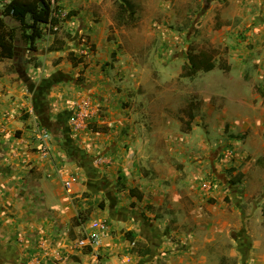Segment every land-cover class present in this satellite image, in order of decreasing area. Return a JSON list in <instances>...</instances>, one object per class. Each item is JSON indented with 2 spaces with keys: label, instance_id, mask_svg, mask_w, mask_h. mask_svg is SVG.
I'll return each mask as SVG.
<instances>
[{
  "label": "crops",
  "instance_id": "0c3cea01",
  "mask_svg": "<svg viewBox=\"0 0 264 264\" xmlns=\"http://www.w3.org/2000/svg\"><path fill=\"white\" fill-rule=\"evenodd\" d=\"M209 6L224 8L207 52L216 67L198 72L213 80L175 148L169 115L135 112L103 71L104 24L76 16L45 30L36 52L16 41L0 60V264H264V0ZM90 29L85 58L73 43ZM84 101L95 114L76 129ZM210 124L214 141L198 132ZM94 221L101 246L77 248Z\"/></svg>",
  "mask_w": 264,
  "mask_h": 264
},
{
  "label": "rangeland",
  "instance_id": "374dc122",
  "mask_svg": "<svg viewBox=\"0 0 264 264\" xmlns=\"http://www.w3.org/2000/svg\"><path fill=\"white\" fill-rule=\"evenodd\" d=\"M132 1L137 7V21L130 26L117 23L114 0H59L61 12L58 14L64 18L70 10H76L83 20L106 26L104 40L111 48L100 62L103 71L121 89L129 90L136 100L135 112L146 109L154 115H169L168 142L170 149L175 148V133L188 130L185 122L181 127L180 121L187 116L188 101L195 99L192 106L197 112L198 101L209 93V82L213 80L204 73L192 75L188 70L183 74V66L190 53L210 51L211 39L222 28L218 18L224 8H210L211 0ZM6 20L9 26L15 25L10 19ZM74 40L73 45H83L82 49L88 52V55L82 54L83 57L94 52L91 29L79 40ZM17 41L23 44L19 38ZM160 119L158 117L154 123H160ZM198 130L207 139L214 141L217 138V129L211 124L210 134L204 126ZM182 137L185 146L190 147L193 137L187 134Z\"/></svg>",
  "mask_w": 264,
  "mask_h": 264
},
{
  "label": "trees",
  "instance_id": "16d2710c",
  "mask_svg": "<svg viewBox=\"0 0 264 264\" xmlns=\"http://www.w3.org/2000/svg\"><path fill=\"white\" fill-rule=\"evenodd\" d=\"M114 5L116 8V20L119 25L130 26L137 21V7L132 0H114ZM58 12H61L59 0L54 2L53 0H10L3 7L0 15V60L14 59L18 38L27 46L30 52H36L38 50L37 41L43 38L48 28L51 29L52 34H57L59 32H54L52 28H60L62 23L79 15L76 10H70L64 18H60ZM6 19H10L15 25L9 26ZM67 37L69 38L70 36L67 35ZM57 42L59 43L60 40H56ZM63 45L64 43L56 46V48H61ZM54 47L53 45L52 48ZM187 59L188 62L182 69L183 74L188 70L192 75L197 74L199 71L210 72L216 67L213 57L207 52L190 53ZM78 62L82 61L79 60ZM258 90L264 96V92L259 88ZM192 107V105H188L186 108L188 121L182 120L188 129L191 121L196 116L192 112ZM134 193L132 191V194ZM83 221L84 219L80 214L74 222L82 225Z\"/></svg>",
  "mask_w": 264,
  "mask_h": 264
},
{
  "label": "built area",
  "instance_id": "2783aa9c",
  "mask_svg": "<svg viewBox=\"0 0 264 264\" xmlns=\"http://www.w3.org/2000/svg\"><path fill=\"white\" fill-rule=\"evenodd\" d=\"M54 32L58 31L57 27L52 28ZM95 114L93 108L90 106V103L84 101L77 105L76 114L74 118V126L76 129H82L87 120L91 119V117ZM50 139V134L47 131H43L38 133V140L42 143L41 153L43 155H49L50 150L47 144ZM76 182L75 178H69L68 181L65 182V188L68 191H71L74 187V183ZM90 231H86L84 237L80 239L76 246L77 248L85 249L90 248L91 250H96L101 246V233L100 231L105 227V224L101 221H94L91 223ZM103 264V263H101Z\"/></svg>",
  "mask_w": 264,
  "mask_h": 264
}]
</instances>
